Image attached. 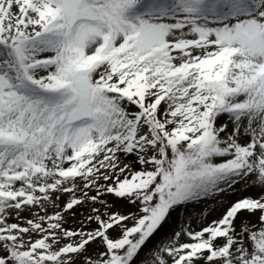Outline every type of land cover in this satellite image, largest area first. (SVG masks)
Here are the masks:
<instances>
[{"label":"snow or ice","instance_id":"1","mask_svg":"<svg viewBox=\"0 0 264 264\" xmlns=\"http://www.w3.org/2000/svg\"><path fill=\"white\" fill-rule=\"evenodd\" d=\"M0 264H264V0H0Z\"/></svg>","mask_w":264,"mask_h":264},{"label":"rangeland","instance_id":"2","mask_svg":"<svg viewBox=\"0 0 264 264\" xmlns=\"http://www.w3.org/2000/svg\"><path fill=\"white\" fill-rule=\"evenodd\" d=\"M243 195H250V194H254V190H249L248 192H244L242 193Z\"/></svg>","mask_w":264,"mask_h":264}]
</instances>
